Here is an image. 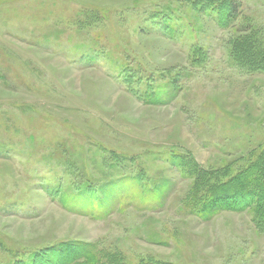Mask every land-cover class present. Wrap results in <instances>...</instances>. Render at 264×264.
I'll return each mask as SVG.
<instances>
[{"label":"rangeland","instance_id":"1","mask_svg":"<svg viewBox=\"0 0 264 264\" xmlns=\"http://www.w3.org/2000/svg\"><path fill=\"white\" fill-rule=\"evenodd\" d=\"M263 60L264 0H0V264L63 242L94 245L100 264H264V224L198 218L193 180L169 161L192 160L204 185L253 162ZM124 175L140 185L113 188L103 217L64 204Z\"/></svg>","mask_w":264,"mask_h":264},{"label":"trees","instance_id":"2","mask_svg":"<svg viewBox=\"0 0 264 264\" xmlns=\"http://www.w3.org/2000/svg\"><path fill=\"white\" fill-rule=\"evenodd\" d=\"M236 9L231 4L227 8L221 6L215 12L216 22L221 26H227L230 20L233 19ZM174 25L169 21L165 22L163 30L167 36L174 33ZM264 62V60H263ZM257 72L264 73V66L256 65ZM133 93L139 98H147L146 103L160 104L162 98L160 92L148 93L147 91L138 90ZM171 165L182 168V176L193 180V188L190 199L188 200V207L192 213L198 218L207 220L213 215L221 211L244 212L251 211L254 220L260 225L264 224V150L259 153L253 162L244 170L224 181L223 183H215L211 185H204L201 182L203 171L192 160H186L181 157H170ZM206 180V179H205ZM130 182L136 186L140 185V178L136 175H124L114 182L106 183L103 186L95 189L90 185H83L76 188H69V192H63L66 195L64 204H68L70 197L74 201L80 200L82 205L93 207L94 204L102 211L103 215L108 213V207L111 203L112 189L118 187L119 184ZM201 182V186H199ZM206 184H209L206 180ZM143 192L154 193L159 191L158 187L148 189L146 187L140 188ZM61 194V193H60ZM69 196V197H67ZM88 215L94 218L99 216L91 211ZM100 216V217H101ZM96 247L92 244L81 242H63L48 248L45 251H39L30 254L26 259L15 262L14 264H75L79 260H84L88 264H100L97 258Z\"/></svg>","mask_w":264,"mask_h":264}]
</instances>
